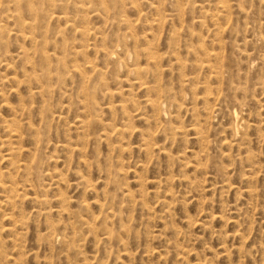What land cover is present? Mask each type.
Returning a JSON list of instances; mask_svg holds the SVG:
<instances>
[{"label": "rangeland", "instance_id": "obj_1", "mask_svg": "<svg viewBox=\"0 0 264 264\" xmlns=\"http://www.w3.org/2000/svg\"><path fill=\"white\" fill-rule=\"evenodd\" d=\"M29 2L0 0V264H264V0Z\"/></svg>", "mask_w": 264, "mask_h": 264}, {"label": "bare ground", "instance_id": "obj_2", "mask_svg": "<svg viewBox=\"0 0 264 264\" xmlns=\"http://www.w3.org/2000/svg\"><path fill=\"white\" fill-rule=\"evenodd\" d=\"M28 2H29V0H28ZM29 3H31V1L29 2ZM29 3H27V4H29ZM30 5V4H29ZM43 59V58H42ZM124 111V110H123ZM238 125V124H237ZM237 130H238V128H237ZM239 131V130H238Z\"/></svg>", "mask_w": 264, "mask_h": 264}]
</instances>
